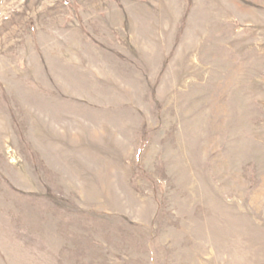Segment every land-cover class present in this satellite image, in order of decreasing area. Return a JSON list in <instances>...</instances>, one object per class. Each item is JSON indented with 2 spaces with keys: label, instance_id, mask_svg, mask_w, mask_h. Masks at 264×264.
<instances>
[{
  "label": "rangeland",
  "instance_id": "rangeland-1",
  "mask_svg": "<svg viewBox=\"0 0 264 264\" xmlns=\"http://www.w3.org/2000/svg\"><path fill=\"white\" fill-rule=\"evenodd\" d=\"M0 264H264V0H0Z\"/></svg>",
  "mask_w": 264,
  "mask_h": 264
}]
</instances>
